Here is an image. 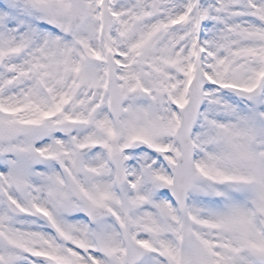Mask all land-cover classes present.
Wrapping results in <instances>:
<instances>
[{
	"label": "snow or ice",
	"instance_id": "1",
	"mask_svg": "<svg viewBox=\"0 0 264 264\" xmlns=\"http://www.w3.org/2000/svg\"><path fill=\"white\" fill-rule=\"evenodd\" d=\"M0 264H264V0H0Z\"/></svg>",
	"mask_w": 264,
	"mask_h": 264
}]
</instances>
